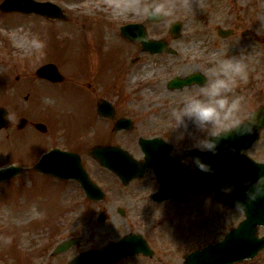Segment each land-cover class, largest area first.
<instances>
[{"label":"rangeland","instance_id":"obj_1","mask_svg":"<svg viewBox=\"0 0 264 264\" xmlns=\"http://www.w3.org/2000/svg\"><path fill=\"white\" fill-rule=\"evenodd\" d=\"M35 1L57 5L66 20L0 12V107L7 109L9 121L8 130L0 131V169L10 165L28 167L51 146L79 145L84 152L95 141L112 142L113 135L107 138L109 125L98 119L91 94L115 103L118 114L134 121L135 128L117 135L116 143L122 146L132 136L160 133L161 126L170 131L171 107L198 88L168 91L166 83L174 76L197 71L204 75V69L217 58L232 53L244 57L248 72L259 81L256 89L250 88L247 79L238 81L234 93L252 105L264 101V0H172L177 5L176 15L163 23L147 24L146 30L150 38L165 40L175 53L155 55L141 53L137 43L125 40L119 33L126 23H144L145 16L137 11L144 0H118L123 4L119 9H114L117 2L104 0ZM233 20L239 31L237 38L219 39L216 29L231 28ZM175 21L182 24L178 39L168 34V26ZM16 25L24 26L20 33H14ZM243 30L260 39H241ZM25 32L46 40L44 55L38 60L18 46ZM135 58L140 60L133 62ZM47 63L63 74L61 85L53 87L50 85L57 84L34 79L36 71ZM31 91H37L42 102L39 107L49 113L50 129L42 133L27 125L18 137L16 122L21 117L30 120L25 98L31 97ZM84 105L90 108L92 119ZM29 132L42 139L34 140L27 135ZM262 138L264 152V130ZM188 143L183 142L184 147ZM84 167L104 187L106 202L125 211L129 203L140 198L149 202L147 193L139 191L132 196V188L120 186L90 158L84 160ZM17 177L0 183V264H53L50 252L67 238L81 239L77 249H72L74 253L81 248H99L130 232L145 238L155 256H137L122 264H182L183 255L222 238L244 218L235 210L222 212L210 201L201 204L186 198L161 204L141 203L125 218L112 210L115 219L108 214V219L100 223L96 219L100 210L85 202L75 182L56 184L34 172ZM103 207L107 209L108 205ZM257 233L264 237V227H259ZM239 264H264V249L254 259Z\"/></svg>","mask_w":264,"mask_h":264},{"label":"water","instance_id":"obj_2","mask_svg":"<svg viewBox=\"0 0 264 264\" xmlns=\"http://www.w3.org/2000/svg\"><path fill=\"white\" fill-rule=\"evenodd\" d=\"M0 9L5 12H35L54 19H64L62 12L54 5L35 3L32 0H6L2 3ZM149 18L154 20L159 19L158 17ZM121 34L127 39L139 42L143 50L153 52L159 47L158 44H152L146 38L144 29L140 25L123 27ZM138 36L143 37V39L138 40ZM45 69H49L55 74V69L47 67L39 70V75L41 74L51 80H56V77L53 74H49ZM193 80L199 83L203 81L202 78L193 76L188 78L186 82L190 83ZM182 84V82L177 81L171 82L172 87H180ZM258 114V120L264 121V108ZM4 116L5 113L1 112L0 127L5 125ZM262 127L258 128L251 135L241 137L235 134L231 135L221 142L219 151L215 155L212 153H202L197 150L193 151L191 155L200 156L202 160L210 163L215 169V173H206L196 169L194 172L172 174V177L182 181V184H178L175 190L167 191L165 188L167 184L162 180L161 189L156 195L159 196L157 198L160 200L172 196H183L186 192L192 190L195 192L201 190L210 191L213 188L219 190V188L229 182H234L235 185H240L246 181L254 182L258 176L264 175V164H255L243 156L242 152L258 139V134ZM143 143L144 146L147 142L144 141ZM116 151L119 154L114 153L113 156L104 157L103 159L100 156L101 153H109L110 151H102L99 148H95L90 153L98 159L101 165L117 174L124 182H128L131 179L133 170V167H131L132 163L128 158V154L120 150ZM164 158L166 159V157ZM162 163L163 161L159 159L158 165L160 166ZM33 169L61 180L73 179L78 181L89 199L100 200L103 197L99 188L89 180L79 159L74 154L62 153L57 150L52 151L43 156L42 160ZM163 170L165 169H161V172ZM170 170H172V166H170ZM20 171L21 169L18 167L0 170V181L9 179ZM163 174L162 172L161 176ZM248 187L244 189L235 188L224 199V205H228L230 208L235 207V201L245 199V192ZM245 216L246 219L236 229L231 230L221 242L185 255L183 264H230L253 258L258 251L264 248V238L258 239L256 237L257 227L264 225V198L258 199L252 206L247 207ZM73 242L75 241L61 244L56 249V252L67 250ZM146 251V245L138 237H129L117 244L106 247L103 251L83 253L72 264H109L132 254Z\"/></svg>","mask_w":264,"mask_h":264},{"label":"clouds","instance_id":"obj_3","mask_svg":"<svg viewBox=\"0 0 264 264\" xmlns=\"http://www.w3.org/2000/svg\"><path fill=\"white\" fill-rule=\"evenodd\" d=\"M137 11L145 17L173 18L177 5L172 0H144ZM18 46L38 60L44 55L46 40L25 32L20 36ZM204 75L205 82L199 85L198 91L184 95L182 102L170 109L167 142L174 146L170 158H174L177 149L184 147L185 141H190L184 147L186 151L198 150L215 155L221 142L231 135H251L264 126V121L255 119L257 109L251 102L234 93L237 82L248 76L247 63L242 55L217 58L204 69ZM180 163L190 169L194 167L202 172L215 173L212 165L200 156L185 157ZM245 183L249 185L245 199L234 202L237 214H243L247 207L264 198V175ZM233 188L229 182L221 191L229 194Z\"/></svg>","mask_w":264,"mask_h":264},{"label":"flooded vegetation","instance_id":"obj_4","mask_svg":"<svg viewBox=\"0 0 264 264\" xmlns=\"http://www.w3.org/2000/svg\"><path fill=\"white\" fill-rule=\"evenodd\" d=\"M234 35H236V30H234ZM234 35L232 37H234ZM250 35H247L246 37H249ZM34 105L38 104V101H34L33 102ZM115 105V104H114ZM253 106L255 108H257L258 105H254ZM85 107L87 109H90L87 105H85ZM114 116L112 118V120H109V126H113L115 121L117 119L120 118L119 114H117V106H115L114 108ZM49 113L47 112H44L43 113V116L41 118H34L35 121L37 122H40L42 121L43 125L46 126V129L44 131V133L47 131H49V126L51 125L50 121H49ZM36 122H34L32 124V126L35 124ZM28 136L32 137L34 140L36 139H42L40 136L36 135L35 132L32 133V132H29L27 134ZM168 137H169V131H167L166 127H162V130L161 132L159 133V138H161L166 144L165 145H170V150H169V153L171 151H173V144L171 143H168L167 140H168ZM132 138V137H131ZM130 138L131 142L132 139ZM40 142V141H39ZM129 142V143H128ZM102 144V143H101ZM55 147V146H53ZM63 149H67V150H72V151H76L79 155H80V151L83 150V148L79 147V146H76L74 148L72 147H66V148H63ZM123 149L127 150L129 152V154L132 156V158L134 159V161H137V168H138V172H142L143 171V178L140 179V180H134L132 181L130 184H129V188H132V196L137 194L139 191L141 192H145L148 194V197H149V202H144L145 199L144 198H140V201L138 202H131L129 203L126 207V211L124 210V216L122 218H124L126 215H131L133 213V210L137 209L138 206L141 204V203H147L149 205H152V204H158L156 202H154L152 200V195L153 193L158 189V183L155 179V176H154V173H153V169L151 166H148L146 165V162H145V159H144V156L141 152V149L139 147V144H137V146H133L130 141L127 139V144L123 146ZM158 151L162 152L159 156H163L165 153H166V149L164 148V145L163 147L161 148H156ZM249 156L254 159V160H258L259 157L262 156L263 154V148H261L258 144H256L255 146H253L251 148V150L249 151ZM169 155V154H168ZM184 150H183V147L177 149L175 151V154H174V158H171V160L179 165H181L182 168H186V169H189V167H186L184 165H182L180 163L181 161V158L184 157ZM170 157V156H169ZM104 170V169H102ZM106 171V170H105ZM185 198H189V202H195V201H199L200 203H205L206 201H213L215 202V199H214V196H213V193H202L200 195H195V194H190L188 195L187 197ZM184 198V199H185ZM183 199H170V200H167L165 202H162V203H166V202H169V201H182ZM93 205H97L95 203H91ZM108 206L109 208H112L115 210V212L117 213V209L113 206L112 203H108ZM118 214V213H117ZM71 253V251H69ZM82 252V250L78 251V252H75V254H78ZM75 254H72V256H74ZM63 256V257H61ZM71 255H67V254H64V255H60V256H57V257H53L55 260H54V263L53 264H66L70 261ZM58 257H61V258H58ZM126 261H123L119 264H122V263H125Z\"/></svg>","mask_w":264,"mask_h":264},{"label":"bare ground","instance_id":"obj_5","mask_svg":"<svg viewBox=\"0 0 264 264\" xmlns=\"http://www.w3.org/2000/svg\"><path fill=\"white\" fill-rule=\"evenodd\" d=\"M82 0H75V3H78V2H81ZM108 1H113L112 4H115L117 2V5L115 6L114 9H119V8H122L123 7V4H122V1L121 2H118V0H104V3L105 2H108ZM92 3H90L89 5H91ZM71 9H75V7H71ZM104 12H106V10H104ZM18 28L16 29V31H14V33H20L21 30H23L24 26H19V25H16ZM190 93V91H189ZM34 210V209H33Z\"/></svg>","mask_w":264,"mask_h":264}]
</instances>
